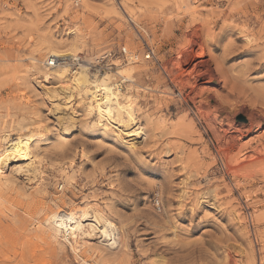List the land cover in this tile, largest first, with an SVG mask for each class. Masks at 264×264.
<instances>
[{
  "label": "rangeland",
  "instance_id": "1",
  "mask_svg": "<svg viewBox=\"0 0 264 264\" xmlns=\"http://www.w3.org/2000/svg\"><path fill=\"white\" fill-rule=\"evenodd\" d=\"M70 43L88 75L120 85L138 133L74 101L54 110L39 71ZM193 43L214 76L188 84ZM239 107L264 114V0H0V150L21 134L37 152L34 173L0 165V264H264V121L238 154L220 150L226 113L248 123ZM93 204L108 235L47 221Z\"/></svg>",
  "mask_w": 264,
  "mask_h": 264
},
{
  "label": "bare ground",
  "instance_id": "2",
  "mask_svg": "<svg viewBox=\"0 0 264 264\" xmlns=\"http://www.w3.org/2000/svg\"><path fill=\"white\" fill-rule=\"evenodd\" d=\"M196 32L197 31H195L192 34L193 37L197 36ZM202 55L204 56L203 47L198 46L194 43L187 49L186 52L181 54L179 64H183V65L185 64L186 68L190 72V74L187 77L185 76L186 79L183 80L186 81V83L190 84L189 81L191 79L193 80L195 77L201 78L204 75H206V77H208L207 75L214 76V72L212 70L210 62L208 61V59L207 60L202 59ZM78 56L76 54L75 44L74 43L67 44L62 49V51L59 49L57 51H54L53 54L45 60L46 63V61H48L49 59L52 58L55 59V63L52 67L53 69H47L45 67V70L39 71L42 72V77L40 82L37 81V83L38 85L40 83H43V85L45 84V87L49 92L48 96L53 101L52 103L55 104L54 110L55 111L60 110L59 109L60 104L62 103L61 100L65 102L74 101V103H81L85 105L83 109L87 113L94 112L96 115V122L100 123L101 126L105 127L106 123L109 125L120 124L119 126L116 127L118 128L119 132L123 134L125 137L126 135H134L135 133H138L139 127H138V121L135 120L136 119L135 110L130 103H128L124 98H122V95L120 93L121 91L120 85L118 84L109 85L107 82H105L107 75L99 74L98 70H97L98 74L88 75L87 74L88 67L86 68V66H84L85 64H82L83 60H81ZM58 58H64V59L59 62ZM179 64L176 65L173 63V65L172 64L168 65L169 68L168 71L177 69ZM75 66H77V68ZM122 78L124 79V82L129 81V79L125 76H123ZM201 79H204V77ZM191 89L195 90L197 89V87L195 88L193 86V88ZM215 105L212 106V108H210V112L213 115H215L218 111H223L224 109L220 107L221 104L219 106L218 104L216 106ZM260 106L261 107L263 106V102H261ZM238 111L241 112L247 118L248 120L247 125H243L240 128L234 127L230 115L226 113L223 118L226 121V129L221 131V133H223V135H220L221 137L219 136V133L216 135L219 136V138L222 140V143L220 145V150L222 149L224 154L228 153L229 151L237 152L238 154V152L244 146L248 145V144H244V145L239 144L240 142L239 139H241L243 134L245 132H248L249 129L259 128L260 125L262 124V121H264V114L260 115L258 112L254 113L251 110L250 111L248 110L249 112H246L247 110L244 111L240 107ZM63 112L61 113L63 114ZM61 113H58L60 114V116L56 118L58 122L62 124L65 130L66 128L69 129L70 128L69 124H73L74 119H76L74 117V112L70 113L69 111L70 114L67 115V117L65 116L66 114L61 116ZM73 125H77V123ZM260 138H264V134L260 136ZM3 143L4 146L0 150V165L8 169H11L12 174H21L24 171L27 170L29 171V169L32 170L33 173L37 171L35 167L36 165L34 166V159L37 158V152L34 150L33 147L32 136L30 135L24 136L21 134L8 135V136L6 135L4 137ZM254 153L260 154L261 150L256 148ZM253 154L249 156H245L244 159L248 161L250 159H253L254 158ZM236 168L237 170L235 171ZM236 168L233 170L235 175L239 174L240 172V174L243 177L248 176V174H246L247 171L245 172V170L242 169H241L242 171H238L240 167H236ZM73 174L74 173H71L69 176H67V179L68 180L73 179ZM79 213H80L79 217L75 219V217H73L71 214L59 212L52 217L50 215L47 221L50 224H53L56 227L61 228L65 232L67 238L70 236L71 237L73 236L75 238V234L77 233L80 235H84L89 239H93L96 238V235L98 234L100 237H102L108 235L109 232L111 231L110 225L103 220L101 214L97 211L96 206L94 204L85 206L82 209V211ZM85 222H87V224ZM237 264H242V263H237ZM245 264H258V263L256 262L254 263L252 261L249 262L246 261Z\"/></svg>",
  "mask_w": 264,
  "mask_h": 264
},
{
  "label": "built area",
  "instance_id": "3",
  "mask_svg": "<svg viewBox=\"0 0 264 264\" xmlns=\"http://www.w3.org/2000/svg\"><path fill=\"white\" fill-rule=\"evenodd\" d=\"M148 57H149V56H148ZM58 59H59V62H60V61H62L64 58H58ZM54 63H55V59H54V58L49 59L48 61H46V65H47V67H50V68L53 67Z\"/></svg>",
  "mask_w": 264,
  "mask_h": 264
}]
</instances>
